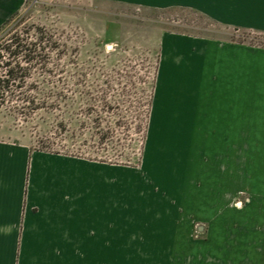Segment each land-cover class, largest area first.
<instances>
[{"label":"crops","instance_id":"crops-1","mask_svg":"<svg viewBox=\"0 0 264 264\" xmlns=\"http://www.w3.org/2000/svg\"><path fill=\"white\" fill-rule=\"evenodd\" d=\"M27 1L0 0V27ZM100 1L196 11L220 26L264 34V0ZM210 162L224 163L228 181L232 176L225 172L233 163L241 164L233 180L264 178V46L164 31L140 166L0 140V264H209L197 248L209 240L211 221H191L181 234L133 239L117 230L124 215L118 216L115 204L120 178L128 173L149 181L189 172L197 180L200 165ZM237 193L238 206L230 207L241 213L253 199L243 189ZM169 237L176 240L169 262L114 261L119 253L163 254L144 243L152 238V245L162 244ZM254 239L238 240L231 246L236 252L219 264H260L263 258L252 248L239 246Z\"/></svg>","mask_w":264,"mask_h":264},{"label":"rangeland","instance_id":"rangeland-1","mask_svg":"<svg viewBox=\"0 0 264 264\" xmlns=\"http://www.w3.org/2000/svg\"><path fill=\"white\" fill-rule=\"evenodd\" d=\"M164 31L264 44V34L220 26L196 11L140 9L100 0H28L0 30V72L11 80L0 97V140L138 167ZM18 41L23 54L14 55ZM29 50L37 56L25 57ZM18 65L24 76L9 77L8 70ZM77 71L85 77L78 80ZM96 117L102 121L100 128ZM99 129L106 131L104 142ZM222 164L200 165L197 180L189 172L149 181L135 172L121 177L115 206L124 219L116 222L117 230L124 229L133 239L169 236L187 232L191 221L207 219L210 238L197 248L205 255L204 263L219 264L226 253L236 252L231 246L250 237L254 244L239 246L252 248L264 264V178L233 180L241 164L228 163V181ZM240 189L253 201L238 213L230 205L238 206ZM155 240L147 238L144 245L163 254L119 253L114 261L169 262L176 240L169 237L152 245Z\"/></svg>","mask_w":264,"mask_h":264},{"label":"trees","instance_id":"trees-1","mask_svg":"<svg viewBox=\"0 0 264 264\" xmlns=\"http://www.w3.org/2000/svg\"><path fill=\"white\" fill-rule=\"evenodd\" d=\"M18 12H16L15 14H17ZM15 14L7 21L5 22L3 25H1L0 27V30H2V28L8 23L10 22L13 17L15 16ZM235 40V39H234ZM236 41V40H235ZM240 42H248L247 41V38H243ZM251 43V42H250ZM251 44H254V43H251ZM16 46H18V48L13 51L14 55L16 54H23V45H21L20 41L16 42ZM255 46H264V44L262 43H259L258 45H255ZM32 50H29V55H24L25 57H29V58H35L36 56H33L32 55V52H34V50L31 52ZM0 57L1 56V53H0ZM25 69L21 68L19 65L17 67V69L15 68H12L10 70H8V76L9 77H12V76H16V75H20V77H23V73H24ZM80 77H85V75H82L80 74L78 71L76 73H74V77H77L78 80H80ZM10 79L8 80H5L3 78V75L1 74L0 72V97H2L4 95V93L6 92V90L9 88L10 86ZM153 94H154V86H153ZM153 94H152V99H151V102L150 104L148 105V109H147V113H146V119H147V123H145V126L143 127V132H144V135H143V146H142V150H141V157L139 158V161L135 164V166H139L141 164V162L143 161V153H144V144L146 143V136H147V128H148V123H149V117H150V110H151V104H153ZM101 119L98 117H96V120H95V124L97 125V128H100L101 126ZM99 133L102 135L100 137V140L101 141H105L106 137V131H104V129H99ZM46 151V150H45ZM51 152H57L55 150H51ZM57 153H64V154H70V155H76V156H79V157H86V158H89L83 154H76V153H66V152H57ZM90 159H94L96 161H101V162H110V163H117L115 160L111 159V158H108V159H100V158H90Z\"/></svg>","mask_w":264,"mask_h":264},{"label":"water","instance_id":"water-1","mask_svg":"<svg viewBox=\"0 0 264 264\" xmlns=\"http://www.w3.org/2000/svg\"><path fill=\"white\" fill-rule=\"evenodd\" d=\"M107 47H108V48H112L113 45H112V44H108Z\"/></svg>","mask_w":264,"mask_h":264}]
</instances>
